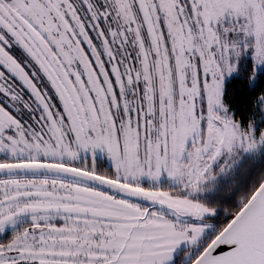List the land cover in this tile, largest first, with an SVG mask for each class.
Instances as JSON below:
<instances>
[{"label": "snow or ice", "instance_id": "obj_1", "mask_svg": "<svg viewBox=\"0 0 264 264\" xmlns=\"http://www.w3.org/2000/svg\"><path fill=\"white\" fill-rule=\"evenodd\" d=\"M0 264H264V0H0Z\"/></svg>", "mask_w": 264, "mask_h": 264}]
</instances>
